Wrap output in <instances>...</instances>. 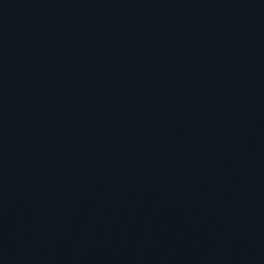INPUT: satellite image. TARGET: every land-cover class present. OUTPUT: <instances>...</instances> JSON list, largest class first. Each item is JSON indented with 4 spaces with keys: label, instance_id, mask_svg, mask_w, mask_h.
<instances>
[{
    "label": "water",
    "instance_id": "water-1",
    "mask_svg": "<svg viewBox=\"0 0 264 264\" xmlns=\"http://www.w3.org/2000/svg\"><path fill=\"white\" fill-rule=\"evenodd\" d=\"M0 264H264V0H0Z\"/></svg>",
    "mask_w": 264,
    "mask_h": 264
}]
</instances>
